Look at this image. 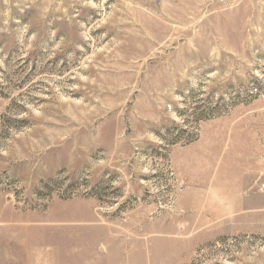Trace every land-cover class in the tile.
Returning a JSON list of instances; mask_svg holds the SVG:
<instances>
[{
	"label": "rangeland",
	"instance_id": "obj_1",
	"mask_svg": "<svg viewBox=\"0 0 264 264\" xmlns=\"http://www.w3.org/2000/svg\"><path fill=\"white\" fill-rule=\"evenodd\" d=\"M0 264H264V0H0Z\"/></svg>",
	"mask_w": 264,
	"mask_h": 264
},
{
	"label": "built area",
	"instance_id": "obj_2",
	"mask_svg": "<svg viewBox=\"0 0 264 264\" xmlns=\"http://www.w3.org/2000/svg\"><path fill=\"white\" fill-rule=\"evenodd\" d=\"M251 92H252V93H256V92H257V87L254 86V87L251 89Z\"/></svg>",
	"mask_w": 264,
	"mask_h": 264
}]
</instances>
